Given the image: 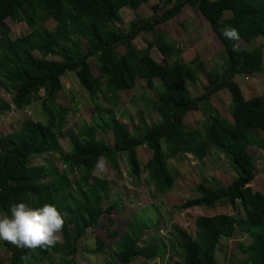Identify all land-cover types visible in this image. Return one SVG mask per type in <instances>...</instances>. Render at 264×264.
<instances>
[{
  "label": "trees",
  "instance_id": "16d2710c",
  "mask_svg": "<svg viewBox=\"0 0 264 264\" xmlns=\"http://www.w3.org/2000/svg\"><path fill=\"white\" fill-rule=\"evenodd\" d=\"M144 2L0 0V91L8 100L0 98V113L19 111L38 101L46 118L44 123L24 119L18 130L0 136V212L9 213L10 205L20 202L30 208L55 205L65 217L61 244L34 251L40 260L49 261L53 254L58 256V264H71L83 235L96 229L104 215L110 230V215L118 211L117 202L103 208V202L110 197L109 187L106 179L93 175L97 163L104 162L115 170L118 155L122 154L128 175L138 178L145 174V188L151 195L160 196L171 189L177 176L176 171L167 170V160L190 157L200 162L213 151L230 162L234 178L222 187L211 179L199 181L195 184L196 197L183 200L178 208H208L224 200L232 212L239 207L243 216H198L194 219L193 236L172 227L178 236L174 250L179 264H216L214 254L219 240L231 237L234 231L249 239L246 246H239L246 263L264 264V193L249 186L255 173L253 159L247 153L248 147L264 153L263 141L254 133L257 130L264 137V98L245 100L235 82L243 75L264 70V42L249 50L237 47L238 42L248 44L259 37L264 39V0H173L156 15H135L127 30L115 26L121 10L133 12ZM185 6L204 18L221 46L225 66L206 70L197 56L189 62L172 58L171 44L156 28L176 17ZM224 12H229V17H223ZM6 20L23 24L26 33L11 38ZM49 20L54 25L48 29L44 24ZM226 26L238 30L239 41L221 34ZM138 34L151 36L142 50L132 46ZM77 37L85 43L84 53H80L74 40ZM119 48L122 53H118ZM151 48L170 61L159 65L150 57ZM90 57L95 60L97 76L88 64ZM199 72H205L206 85L199 96L192 97L186 83L196 82ZM67 73L74 75L96 114L94 124L81 122L75 133L65 131L67 109L56 103L62 88L60 79ZM136 80H144L147 88L155 89L153 100L144 94L142 99L158 115V121L150 126L142 123V129L133 126L132 130L118 121L113 110L117 94L132 89ZM222 90L229 94L231 123L207 105L209 97ZM99 101L114 109L100 107ZM203 107H207L203 112L209 121H204L199 129L187 130L184 116ZM96 129L110 130L116 146L96 139ZM63 139L69 147L66 152L59 145ZM141 146L151 151L142 166L136 155ZM52 154L61 168L50 161L30 164L32 159ZM148 208L158 214L154 205ZM143 211H138L140 219ZM151 226L149 221H139L132 215L123 225L124 233L108 231V238L116 243L107 264H130L139 258L152 262L159 258L157 248L140 239L141 232ZM94 242L95 247L87 254L103 256L111 250L99 237ZM2 244L10 252L6 264H23L31 259L22 261V256L33 257V250L17 248L5 240ZM66 256L70 259L65 260Z\"/></svg>",
  "mask_w": 264,
  "mask_h": 264
},
{
  "label": "rangeland",
  "instance_id": "374dc122",
  "mask_svg": "<svg viewBox=\"0 0 264 264\" xmlns=\"http://www.w3.org/2000/svg\"><path fill=\"white\" fill-rule=\"evenodd\" d=\"M173 0H146L135 11L123 9L119 12V22L116 27L122 30H127L129 22L135 19V15L146 18L151 15L158 14ZM223 17H229V12H224ZM176 22H164L156 30L158 33L165 35V40L171 45L172 58L179 57L183 62H189L195 56L203 63L206 70L214 67L225 66V58L221 46L217 39L211 32L209 26L203 17L195 12L190 7L185 6L180 14L173 18ZM171 22V20H170ZM4 23L9 28L11 38L22 36L27 29L23 24H15L6 20ZM46 28H52L54 23L49 20L45 22ZM80 53L87 51L85 43L82 38L77 37ZM151 40L150 35L138 34L132 41V46L136 50H142ZM264 42L262 37L245 44L237 43L239 49H253ZM123 49L119 48L118 53H122ZM150 57L159 65H164L167 61L163 59L154 48L149 50ZM262 63L264 65V49H262ZM91 72L94 76L98 75L96 63L93 57L88 60ZM62 88L56 96V103L67 109L65 116V131L75 133L80 127L81 122L94 124L96 116L94 108L90 105L85 92L79 87L77 80L72 73H67L60 79ZM241 91L242 97L246 100L252 97L264 98V70L253 75H243L235 79ZM156 84V82H155ZM206 85L205 72L197 74L196 82H187L186 86L192 97L199 96L203 87ZM142 94L150 100L155 98V89L147 88L144 80H136L132 89L120 92L117 94V105L114 108L109 107L99 101L98 105L102 108L112 109L118 121L126 124L132 129L135 126L137 129H142V123L147 126L158 121V115L152 112L149 105L142 99ZM39 95L42 96V93ZM0 98L8 102L7 97L0 91ZM207 105L214 108L218 114L232 122L228 114L229 108V94L226 90L219 91L209 97ZM202 110L189 112L183 118L184 126L187 130L201 128L204 121H209L208 116ZM24 119H30L44 123L46 118L41 112L39 102H34L32 105L8 113H0V136L5 135L12 130H18L20 123ZM133 130V129H132ZM254 133L258 135L259 139L263 141L264 137L257 131ZM95 138L104 141L109 146H116V140L113 139L110 130L102 132L96 129ZM59 145L62 152L68 151V143L66 139L59 140ZM247 153L253 159L254 179L249 184L251 190L264 193V160L263 152L254 147H248ZM136 155L140 166H142L150 157L151 151L145 146L136 149ZM52 162L61 168L56 155L41 156L32 159L31 165H42L46 162ZM97 163L93 171V175L106 179L109 187V199L103 202V208L112 202H117L118 211L112 212L110 219L112 220V228L110 230L117 231L118 235L124 233L123 225L127 222L130 216L135 215L139 221H149L151 227L143 230L140 234V239L145 241V244L154 245L159 253V258L152 262H144L142 258L132 261L130 264H179L177 252L174 250L178 242V236L172 227H176L187 235L193 236L194 233V219L198 216H211L215 214H227L236 218H242L243 213L239 207L235 212H232L230 207L224 200H218L211 207L208 208H190L181 210L179 205L183 200L196 197L195 184L203 179H211L215 181L217 187L227 185L233 178V170L230 162L224 158L220 153H211L205 157L201 162L196 164L190 157L181 159H172L166 161V168L170 173L177 172L171 189L163 195H151L150 190L143 185L145 174H141L138 178H132L128 175L127 166L124 162V156L118 155L117 168L111 169L104 164L103 169L99 168ZM154 205L157 208L158 214L155 210L151 211L148 207ZM139 210H144L141 219L137 216ZM0 214H2L0 212ZM133 226V225H132ZM106 215H104L96 229L88 230L83 237L78 241L77 251L72 258L71 264H107V259L113 257L115 239L108 238ZM99 237L103 239L110 247L105 255H90L86 251L95 247L94 239ZM117 241V239H116ZM3 240L0 239V264H6L10 252L4 248ZM9 243V242H8ZM249 239L238 231H234L229 238H222L218 242V249H216L214 258L216 264H247L245 255L240 252L239 246L247 245ZM57 244H61V239ZM163 245V246H162ZM153 246V247H154ZM29 262L23 264H44L40 260L37 253L33 250V257ZM52 259L47 261V264H58L57 255L50 256ZM41 258V257H40ZM70 259L69 256L65 260Z\"/></svg>",
  "mask_w": 264,
  "mask_h": 264
},
{
  "label": "clouds",
  "instance_id": "9594fccd",
  "mask_svg": "<svg viewBox=\"0 0 264 264\" xmlns=\"http://www.w3.org/2000/svg\"><path fill=\"white\" fill-rule=\"evenodd\" d=\"M221 34L234 42L240 40L238 30L232 26L224 27ZM98 167L103 169L104 162ZM64 223V215L51 203L40 208H30L23 202L14 203L10 205L9 213L0 214V239L22 249L50 248L60 241ZM29 259L27 255L21 257L22 261Z\"/></svg>",
  "mask_w": 264,
  "mask_h": 264
},
{
  "label": "crops",
  "instance_id": "0c3cea01",
  "mask_svg": "<svg viewBox=\"0 0 264 264\" xmlns=\"http://www.w3.org/2000/svg\"><path fill=\"white\" fill-rule=\"evenodd\" d=\"M182 9H183V8H182ZM179 14H180V13H179ZM179 14H178V15H179ZM198 14H199V13H198ZM178 15H177V16H178ZM199 15H200V14H199ZM200 16H201V15H200ZM201 17H202V16H201ZM170 20H171V22H170ZM170 20H168L167 22H169V23L176 22V21H175V19L173 20V18H172V19H170ZM10 112H11V111H10ZM3 113H4V112H3ZM5 113H7V112H5ZM194 162H196V164H198V163H199L198 161H195V160H194ZM200 162H201V161H200ZM256 192H257V191H256ZM260 193H261V192H260ZM43 262H44V264H47V261H46V259H44V260H43Z\"/></svg>",
  "mask_w": 264,
  "mask_h": 264
}]
</instances>
